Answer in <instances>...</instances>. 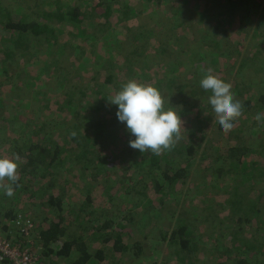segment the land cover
<instances>
[{
    "label": "trees",
    "instance_id": "obj_1",
    "mask_svg": "<svg viewBox=\"0 0 264 264\" xmlns=\"http://www.w3.org/2000/svg\"><path fill=\"white\" fill-rule=\"evenodd\" d=\"M162 1L164 0H146V3L151 4V13L160 12L157 9ZM142 2L144 3L143 0ZM261 2V0H198L197 2L190 0L189 4L193 11L196 10L194 15L200 27L205 22H211L217 29L216 35L212 32H202L203 29H196L195 32L202 33L189 34V38H193L192 41L198 43L201 38L206 39L210 35L212 42L223 43L225 52L215 53L211 64L215 62L219 65L225 60L230 70L236 63L235 57L244 58L235 71L233 92L237 93L235 95L238 97L245 96L244 92L247 93L241 102L245 121L242 123L238 122V119L233 121L235 126L229 133L231 137L227 145L224 148H212V155L206 156L204 152L201 158V161L207 162V166L201 169L203 176H206L205 173L208 171H214L219 176L230 174L224 181L213 184L218 188L217 190H220L221 196L217 197L219 199L217 205L226 211L229 224L225 221L219 222H222L226 228L233 227L229 234L222 237L224 240L222 245H220L221 241L217 240L212 246V259L216 264H264V240H257L253 233L248 232L249 228L257 226L256 234H264V7ZM146 3L145 6H149ZM116 5L119 7L115 8ZM120 6L126 8L129 5L126 2L122 4L118 0H29V7L14 16L0 6V131L7 129L2 148L6 149L4 157L15 155L20 157L17 162L18 186L13 185L14 194L6 206L8 211L4 214V218L13 222L19 217V211L12 208V202L24 196L25 203L33 212L31 215L23 216L32 219L37 240L41 245V256L47 259L54 257L69 261V264H127L136 247L122 239L120 230L125 228L124 225L118 224L119 227L115 230L106 213L99 216L95 212L84 214L83 208L74 210L73 206L65 203L70 197L67 196L65 189L58 188L54 177V171L59 170L71 155L76 158V163L85 161L87 164L86 158L92 148L98 144L105 145L101 141L115 138L119 142L117 133L111 130H117L118 124L122 127L126 126V123H121L116 116L118 106L112 107L110 111L104 110L101 106H96L93 112L86 111L92 105L89 99L92 96L96 100L104 98L107 102L114 92L121 89L122 82L114 81L113 74L105 77L103 91L94 86L90 96H87V90L78 91L79 95L82 94L87 97L86 101H89L81 113L77 112L78 106L72 99L74 91L77 90L72 89L70 85L76 82L78 69L85 67L80 60L85 55L86 47L90 44L95 46L99 41L106 50L108 46H112V43L117 47L121 45L123 40L110 35L114 32L112 28L125 20L126 12L121 14ZM198 8L203 9L202 12H199ZM254 13L258 15L255 19L250 15ZM132 15L137 17L135 10ZM171 20L170 27L176 33L178 29H184L180 23H175L174 17H171ZM251 21L252 23L249 24ZM154 24L128 27L124 36L131 39V44H142L144 38L149 42L155 41L153 38H156L158 43L152 44L155 46L153 49L160 50L167 57H173L172 48L176 45L169 48L163 41L165 31L161 28L157 29L158 24ZM145 25L148 26V34L142 35L137 28ZM177 35L179 36V33ZM107 39L111 43H108ZM184 45L181 55L187 52L184 50H189L188 41ZM75 50L78 51L76 56H74ZM178 58L179 56L175 59ZM188 58L191 60L192 57L188 56ZM126 59L125 68L119 69L114 64L108 63L112 69L105 72L94 70V77L103 76L106 72L111 73L113 69L119 72L126 70L128 73L124 75V82L135 80L140 84H148L146 74L148 67L144 65L141 68L139 63ZM192 63L194 68H198L196 62ZM179 65L178 63L177 66ZM10 66H17L19 70L17 81H12L13 74L17 71L9 70ZM135 66L137 69L135 68L133 72L132 68ZM138 67L142 69V73L138 72ZM202 74L199 85L206 75ZM256 81L258 84L250 87ZM11 84L15 86L10 90L15 93L6 97L16 99L20 104L19 107H29L33 111L32 118L27 119L25 123L19 122L16 126L11 122L15 123L19 118L15 114L5 115L6 110L8 113L11 111L7 109V101L1 95L2 89ZM150 85L153 86L152 83ZM107 86L111 91L106 94ZM95 89L100 93L95 92ZM191 94L188 98L197 96L209 99L212 93L203 91L191 92ZM61 95H65L62 105L57 101V96ZM164 107L165 110L170 108L166 104ZM50 109L58 111L59 114L45 112ZM102 109L105 113L100 115ZM64 111L67 114L64 115ZM258 113L262 115L259 122L255 119ZM210 117L211 109L204 108L202 114L194 120L198 121L199 125H203L210 121ZM248 117L250 120H247ZM182 118L185 119L183 116ZM84 119L89 122V126L79 130ZM239 121H242L241 117ZM185 122L189 125V121L185 120ZM20 128H23V131L19 135L17 131ZM62 128H65L67 133L66 147L56 143L57 132ZM13 129L16 130V135L13 134ZM217 129L224 133L219 123ZM83 130L87 133L83 134ZM195 131L202 132V129L193 128L188 133L190 139L179 148L163 150L159 155L148 151L139 156L136 166L142 163L144 174L140 183L138 182L140 189L137 196L146 197L148 206L156 197L160 198L161 203L170 195L176 194L177 187L183 185L190 176L191 166L188 161L184 167L179 162L188 160L200 148L195 141L197 140ZM2 143L0 142V148ZM125 143L126 141L121 142L123 145ZM194 144H197L196 148ZM75 149H80V153H74ZM2 156L1 153L0 157ZM130 157L138 158V155ZM139 173L141 172L137 170V176ZM92 176L95 179L96 176ZM127 194L131 196L132 192ZM3 197L5 201L9 196L3 194ZM88 200L89 198L85 203L90 202ZM108 201L111 202L112 198L110 197ZM36 210L39 215L34 212ZM80 214H84V217L81 218ZM103 215L106 219L104 223H100L99 219ZM72 226L76 227L75 231H70ZM89 230L92 239L87 233H83ZM261 237L264 238V235ZM168 242L175 248L173 258L178 264H192V258L199 247L198 239L191 231L179 225L168 236ZM123 258L128 259L123 262Z\"/></svg>",
    "mask_w": 264,
    "mask_h": 264
},
{
    "label": "rangeland",
    "instance_id": "obj_2",
    "mask_svg": "<svg viewBox=\"0 0 264 264\" xmlns=\"http://www.w3.org/2000/svg\"><path fill=\"white\" fill-rule=\"evenodd\" d=\"M118 1L122 4L126 2L129 6H126V8L120 6L122 10L121 14L126 12L125 20L118 23L117 27L112 28V31L114 32H111L110 35L123 41L119 47L114 43H112L111 47L106 44L110 52L101 46V41L95 46L90 44V46L85 48V55L82 60H80L85 67L78 69L79 75L76 76V82L70 84L72 85V89L75 88L77 90L74 91V98H72L75 105L78 106L77 112L81 113V110L84 109L89 102L86 101L87 97L82 94L79 95L78 91L85 92L87 90V96L92 94L94 87H99L101 88V91H103L104 79L105 77H108L109 74H113L114 81L122 82V85L127 83V81L124 82V75L125 73H128L126 70H120L119 72L117 69H113L111 73L106 72L103 73V76L97 75L95 77L94 73L95 71H110L112 67H109L108 63L114 64L115 67L119 69L125 68L124 62L127 60L126 58H129L131 61L139 63L138 65L141 68L144 65L148 67L146 72L148 75V84L152 83L153 87L159 90L164 99V105H168L173 111L180 115L183 122V127L181 128L182 138L174 147L179 148L184 145V143L190 139L188 133H190L193 128L197 129L200 127L202 132H194L197 136H195L197 138L195 141L200 145V148L192 157H189L188 160L185 159L186 161L182 160L179 162L181 163V166L184 167L188 161L191 168L189 170L190 176L185 180L183 185L177 187V190L175 191L176 194L170 195V197L163 200L161 203L160 198L156 197L153 199L150 206L147 205L146 197L139 198L137 196V192L140 189L138 182L140 183L142 180L144 165L142 163H140L139 166L136 165L138 164V160L140 159L139 156H141L142 153L129 146V141L135 139V137L128 132L126 126L122 127L120 124H118L117 130H111L115 134L117 133L119 142L115 140V138L113 140L109 139L107 141H101L104 142L105 145L101 146L98 144L99 146L97 145L92 148L90 155L86 158L87 164L85 161L76 163V158L71 155L68 160L63 162L59 170L54 171V177L57 181L56 184L59 189H65L67 196L70 197L65 203L73 206L75 208L74 210L83 208L84 214L95 212L97 216L106 213V216L115 226V230L119 227L118 224L124 225L125 228L120 230L122 232V239H124L127 244L136 246L131 254L133 256L130 258L128 257L130 262L127 264H178L173 258L175 248L169 244L168 236L171 234L172 230L179 225L185 226L198 239L199 250L192 258V264H216V261L212 259V246L217 243V240L221 241L220 245H222V243H224L222 237H225V234H229L233 227L226 228L222 225V222H219L225 221L229 224L227 215L225 214L226 211L217 205V202H219L217 197L221 196L219 192L220 190H217L218 188L214 187L213 184L224 181L230 174L219 176L214 171H208L205 173L206 176H203L201 169L207 166V162L201 161V158L204 152L206 153V156L212 155V148H224L231 135L229 133L225 134L218 131L217 118L212 106L209 104L208 97H188L189 95H192L191 92L201 93L205 91L200 87L199 79L202 77V73L207 74L208 70L211 69V74L232 85L231 92L234 101H239L241 104L247 93L244 92L246 94L245 96L238 97L235 95L237 93L233 92V89L235 85V71L244 58L235 57L236 63L234 68H230V70L227 63H225V60L219 65H216L215 62L211 64L215 53H219L220 51L225 52L223 43H217V45L215 41L212 42L213 39L212 37L210 38V35L206 39L201 38V41L198 43L193 42V38H189V34L197 35L205 31L212 32L216 35L217 32V29H215L211 22H205L203 26L200 27L198 19L194 15L196 10L193 11L189 6L190 0H164L159 9H157L160 11L158 13H151V4L149 5L148 2L146 3V0L143 1L149 6H145L142 0ZM197 1L198 0H196V2ZM261 1V5L264 7V0ZM0 6L4 9L6 8L14 16L18 14L19 11H23L29 7V0H0ZM118 7L119 5H116L115 8ZM134 10L137 13V17L132 15ZM143 10H147V12H143ZM198 10L199 12H202L203 9L198 8ZM250 15L253 16L254 19L256 16L258 17L256 13ZM171 17H174L175 23H180V26H183L182 28H184L177 30L179 36L176 31L170 27L172 21ZM252 21L249 22V24H251ZM154 23L158 24L157 26H159V28L157 29L161 28L165 31V39L169 41V43H167L165 39H163V41L167 46L172 48L173 45H176L175 48H172L174 50L173 57H167L164 53H161L160 50L153 49L155 47L154 45H156L155 42L158 43L156 38H153L155 41L152 40L151 42L144 38L145 40L142 41V44H131V39L124 36L127 31L126 28L128 27H135L139 24L152 25ZM196 29L203 30L202 32L197 33L194 31ZM137 30H140L142 35L148 34L147 25L142 28H137ZM178 40L180 42H177ZM207 40H209L208 44ZM187 41L189 50H184L187 52L181 55L182 50L185 47L184 43ZM107 42L111 43L109 39H107ZM86 44L88 45L89 43ZM144 45L146 46L143 47ZM205 46H208L206 50ZM77 52V50L74 51V56L77 55ZM187 54L192 57L191 60L188 58ZM177 56H179V60L175 59ZM202 58H205V60H202ZM191 61L196 62L198 68H194L195 66ZM178 63L180 64L179 66H177ZM135 68L137 69L136 66L132 68L133 72L135 71ZM141 68L138 67V72L140 73H142ZM10 69H16L17 72L13 74L12 81H17L19 76L17 66H10L9 70ZM165 71L167 73H165ZM256 84H258V81L250 87H253ZM87 85L92 86L88 87ZM245 85L247 86V84ZM14 86V84H11L9 87L2 89L1 95L7 101V109L11 111L8 113L6 110L5 115L15 114L16 117L19 118L17 122H11L16 126L19 122L25 123L27 119L32 118L33 111L31 108L29 109V107H19L18 105L20 104L16 99L6 97L15 93V91L10 90ZM106 89V91L104 90L106 94L111 91L109 86H107ZM96 91L97 93H100L98 92V89H95V92ZM208 92L211 93L210 91ZM114 94L115 92L112 95ZM102 96L104 97V94ZM89 99L91 100L92 105L87 108L86 111L88 113L93 112L96 106H101L106 111H110L112 107L116 106L109 103V101L105 102L104 98L96 100V98L92 96ZM62 100H65V95L57 96V101L60 105H62ZM205 105L207 106L204 107ZM204 108L211 109L210 121L206 124L199 125L198 121L194 119H197V117L202 114ZM103 109L100 110V115L105 113ZM2 111L3 110H1V112ZM45 112L59 114L58 111H51V109L45 110ZM63 113L64 115L67 114L65 111ZM181 115L185 117V119H183ZM240 117L242 121H239ZM240 117L238 118V122L242 123L245 121V116L241 115ZM185 120L189 121V125ZM247 120H250V118L248 117ZM80 126L79 130H82L85 126H89V122L84 119ZM249 127H251V125H249ZM13 131V134L16 135V130L13 129ZM22 131L23 128H20L17 133L20 135ZM82 132L83 134L87 133L84 130ZM64 133L65 135H63ZM5 134L7 135V129L3 132L0 131L1 143L4 142L3 139L6 138ZM57 135L58 140L56 143L60 146L66 147L65 142H68V139H65L67 135L65 128L58 131ZM245 140L248 141L247 139ZM124 141H126V143L124 145L121 144V142ZM197 144H194L195 148L197 147ZM3 145L4 143L1 144L0 148V154H3L2 157L6 155V149L2 148ZM73 152L78 154L80 153V149H75ZM134 155H138V158L130 157ZM71 162H73V164H71ZM137 170L141 172L139 173V176H137ZM92 175L96 176L95 179ZM81 176L84 178H81ZM127 192H132V195H128ZM3 194L4 192L0 190V235L6 237L9 241H18L19 243H22L23 239L20 230L18 229V223H21V221H29L33 226L31 231L32 245L30 250L31 253L36 256L38 264H69V261L54 257L47 259L41 256V245L37 240L33 221L30 217L26 216L28 218H24L25 216H23L24 214L31 215L33 212V210L25 203L24 196L12 202V208L19 211V217L13 222L7 221L4 218V214L8 211L6 206L10 203L11 197H6V200L4 201ZM110 197L112 198L111 202L108 201ZM88 198V201L90 202L85 203ZM34 212L39 215L37 210ZM84 214H80V217L83 218ZM105 219V215H103V217L99 219L101 221L100 223H104ZM5 227L6 230H4ZM75 229L76 227L72 226L70 231H75ZM255 231H257V226L248 229V232L253 233L257 240H264V238L261 237V235L264 234H256ZM83 233H87L90 238L92 236L90 230ZM242 236H246V234H242ZM95 245L96 243L94 246ZM128 258H123V262L127 261Z\"/></svg>",
    "mask_w": 264,
    "mask_h": 264
},
{
    "label": "clouds",
    "instance_id": "obj_3",
    "mask_svg": "<svg viewBox=\"0 0 264 264\" xmlns=\"http://www.w3.org/2000/svg\"><path fill=\"white\" fill-rule=\"evenodd\" d=\"M211 73L212 70L209 69L201 79L200 86L212 93L209 104L222 131L228 134L235 126L233 121L242 115V105L239 101H234L232 85ZM107 100L118 106V120L126 123L128 132L135 137L129 141L132 149L159 155L163 150H171L182 138L183 122L180 115L171 108L165 110L163 97L152 85L129 80ZM255 119L261 121L262 115L258 113ZM19 160V155L0 157V190L9 197L13 196V185H17L19 180Z\"/></svg>",
    "mask_w": 264,
    "mask_h": 264
},
{
    "label": "built area",
    "instance_id": "obj_4",
    "mask_svg": "<svg viewBox=\"0 0 264 264\" xmlns=\"http://www.w3.org/2000/svg\"><path fill=\"white\" fill-rule=\"evenodd\" d=\"M32 228L29 221L18 223V229L23 239L22 243L9 241L0 235V264H38L36 256L30 250Z\"/></svg>",
    "mask_w": 264,
    "mask_h": 264
}]
</instances>
